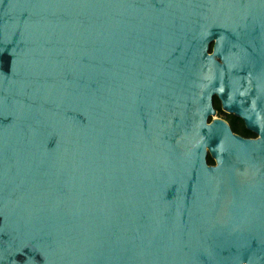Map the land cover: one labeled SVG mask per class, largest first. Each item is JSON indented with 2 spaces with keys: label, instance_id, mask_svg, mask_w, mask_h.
I'll return each instance as SVG.
<instances>
[{
  "label": "water",
  "instance_id": "95a60500",
  "mask_svg": "<svg viewBox=\"0 0 264 264\" xmlns=\"http://www.w3.org/2000/svg\"><path fill=\"white\" fill-rule=\"evenodd\" d=\"M0 264H264V0H0Z\"/></svg>",
  "mask_w": 264,
  "mask_h": 264
},
{
  "label": "flooded vegetation",
  "instance_id": "af4514ba",
  "mask_svg": "<svg viewBox=\"0 0 264 264\" xmlns=\"http://www.w3.org/2000/svg\"><path fill=\"white\" fill-rule=\"evenodd\" d=\"M217 100V99H216ZM216 100H215V106H216ZM222 112V113H221ZM221 112H218V113H221L225 118H226V121L229 123V124H231V121L234 123V124H237L238 126H240V127H244L245 129H246V127H245V124H244V122L242 121V120H239V119H237L236 117H234V116H232V115H228V114H226V113H224L223 111H221ZM247 130V129H246ZM241 136V135H240ZM242 137H244V138H247V139H256L257 137L255 136V135H253L252 133H250V132H248L247 131V133L244 135V136H242Z\"/></svg>",
  "mask_w": 264,
  "mask_h": 264
},
{
  "label": "trees",
  "instance_id": "16d2710c",
  "mask_svg": "<svg viewBox=\"0 0 264 264\" xmlns=\"http://www.w3.org/2000/svg\"><path fill=\"white\" fill-rule=\"evenodd\" d=\"M215 108H216V110L218 112L222 111L221 104H220V102L218 100H216ZM230 126H231L233 132L238 134V135L244 136L247 133V130L243 126L240 127L237 124H234L232 121H231ZM209 163H210V165H214L215 164V162H214V160L212 158H209Z\"/></svg>",
  "mask_w": 264,
  "mask_h": 264
},
{
  "label": "rangeland",
  "instance_id": "374dc122",
  "mask_svg": "<svg viewBox=\"0 0 264 264\" xmlns=\"http://www.w3.org/2000/svg\"><path fill=\"white\" fill-rule=\"evenodd\" d=\"M214 119H222V120H225L226 121V118L221 114V113H218Z\"/></svg>",
  "mask_w": 264,
  "mask_h": 264
}]
</instances>
